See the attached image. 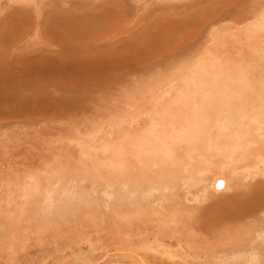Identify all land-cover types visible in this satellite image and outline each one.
<instances>
[{"label":"bare ground","instance_id":"1","mask_svg":"<svg viewBox=\"0 0 264 264\" xmlns=\"http://www.w3.org/2000/svg\"><path fill=\"white\" fill-rule=\"evenodd\" d=\"M17 1L19 2V0H17ZM53 1L54 2L52 3V0H47V3L48 4L52 3V5H57V7H62V6L66 7L68 5V1H69V3H71L70 6H74V9L79 8L80 10H82V12H79V11L77 12L75 25L70 26V25H72V24H70L68 26L69 27L68 29L70 30V32L67 29L68 22L66 20H64L62 17L57 18V20L60 19V22L62 21V23H60V25H62V27L60 29L59 35H57V32H54V29L52 28L51 25L48 26L47 24H45V26H47V27H45V28L43 27L45 30L44 32H48L51 36L55 37V40L58 41L57 42L58 52L57 53L56 52L55 53L49 52V53L54 57H56L58 55V53L61 54V57L58 55V57H60V61L59 60L58 61H59L60 65L62 66V69L66 68L67 64L72 65V64L77 63V64L82 65V64H85L86 62L90 63V62H92L91 61L92 59L97 58L95 56L102 58L103 52L108 53L110 51V53H111V50L108 51L109 45L111 46L112 50H115L114 48L119 49L122 46L121 45L122 42L119 41V39H115V38L122 35V33H127V32L129 33L130 30L133 29L129 26L131 25L130 23H133V21L137 20L136 19V20L132 21V18L137 17V13L139 12L138 11L139 7L142 5H147L149 7L152 5L151 3H153V2L155 3L154 0H130V1L124 0L123 2L122 1L121 2L120 1H114V0H112L110 2V0H105L107 2H110L107 4L108 6H105L104 3L102 4V2H101L104 0H53ZM134 1H136V2H134ZM141 1H142V3H140ZM7 2H8V0H7ZM143 2H144V4H143ZM159 2H161V1H159ZM159 2L156 1V4ZM162 2H161V5L164 3V2L163 3ZM166 2H168V4L166 3L165 6H164V4H163V6L159 5L158 8L159 7L164 8L166 6L167 7L171 6L169 0ZM174 2H175V0H174ZM260 2H261V0H260ZM121 3H122V5H121ZM34 4H35V0H29V2L24 4V6L22 5L23 7L22 6L21 7H22V9L24 8L26 10L28 8V6H31ZM96 4H98L100 6H98ZM171 4H173V3H171ZM18 5H20V3ZM93 5H96V7L94 8ZM182 5H183V7H186V5L184 6L183 3H182ZM189 5H193V2L190 3ZM0 6H1V3H0ZM38 6H39V8H41V6H44V5L40 4ZM70 6H69V8H70ZM91 6L93 7V9H91V10L87 9L88 7H91ZM152 6H154V5H152ZM3 7H5V5ZM3 7H1V8H3ZM17 7H19V6H17ZM46 7H48V6H46ZM52 7H54V6H52ZM183 7H182V9H183ZM1 8H0V15H1ZM5 8H7V7H5ZM155 8H157V7H155ZM13 9H14V7H13ZM85 9H87V10H85ZM170 9L172 10V8H170ZM6 10L8 11V9H6ZM71 10L70 11L73 13V9H71ZM83 10H85V12H83ZM123 10H126L127 14H131V17H130L129 25H127L128 29H125L124 31H120L121 29H119V27H117L118 24H116V23L118 20H120V18H122V15H120V14H123ZM171 10H169V11H171ZM11 11H12V9H11ZM13 11H12V13H13ZM109 11L112 14H110L108 17L107 14H109L108 13ZM169 11H167V12H169ZM8 12H10V11H8ZM30 12H32V11H30ZM175 12H176V10H175ZM26 13H28V11ZM26 13H25V15H26ZM41 13H42V11H41V9H39L38 13H35V14L30 13V14L26 15L29 18L30 22H32L34 20L36 21V19H37L40 24H37V25L35 24L36 25L35 30H34V24L29 25V27H27L26 32H27V36H29V40L28 41L26 40V42L24 40L25 43L23 45H21V48L24 47L25 50L31 49L35 53L44 52L43 49L37 48L39 46H36L35 47L36 49H33L34 47L32 46L36 41L39 43L43 37L41 34V29H40L41 19L43 18V17H41ZM99 13H101V15H103V13H104L106 16L105 19H108V18L110 19L112 17V15H114V20L111 21L112 23H111L110 27L108 28V31H103L104 29H102V30H100V33L98 34L94 30L96 33L95 36H97V37H95V36L92 37L94 34L92 31V25L94 23L93 19L95 16L97 17V14H99ZM180 13H181V11H180ZM192 13H194V12H192ZM56 15H57L56 10H54L53 17ZM174 15H177V14H174ZM257 15L258 16H257L256 20L253 19V20H255V22H252V24H250L249 26L247 25L246 30L245 31L243 30V31L245 33L247 32V35H248L247 40L249 38H250V41H252V39H254V38L256 39L253 41L254 42L253 45L250 44L249 47H248V45L246 47L248 49H250V52H252L253 49L251 50V48H252L251 45L253 47H254V45H256L255 49L256 48H258V49H257V52H255L253 54L256 56L259 53L258 54L259 59H258V56L253 57V58L254 59L257 58L256 62L257 61L259 62L260 56H261V58L264 59V57H263L264 56L263 55L264 54V38H262L264 36V8ZM23 16L20 18H23V20H24ZM164 16H166V15H164ZM167 16H169V15H167ZM195 17H197V16H195ZM11 18H13V17H11ZM177 18H178V16H177ZM47 19H49V18H47ZM96 19H98V18H96ZM101 19L103 20L104 18H101ZM105 19H104V21H105ZM154 19H155V17H154ZM23 20H22V22H23ZM181 20H183V19H181ZM52 21L54 22L53 19H52ZM120 21L118 23H120ZM108 22H109V20H108ZM122 22H124V21H122ZM10 23H11V21H10ZM140 23H142V22H140ZM54 24H55V22H54ZM57 24H58V22H57ZM98 24H100V23H98ZM136 24H138V22ZM13 25L15 26L16 23ZM52 25H53V23H52ZM107 25H109V24H107ZM136 26H138V25H136ZM75 28H76L77 33L74 30ZM211 28H214V27H211ZM106 29H107V27H106ZM118 29H119V31H118ZM202 29L200 30V32L196 31V32H199L198 35L195 34L196 39L194 41L190 42L187 46H186V44L183 45L184 47L178 53L169 54V55L167 54V56L162 57L161 59H156V60L154 59L155 61H153V62L150 61L152 63L148 66L147 70H144V68L141 70V72H146V71H153L152 69H155L157 67L164 68V70L161 69V70H163L162 72H161L160 68H158V70H160V72L162 74H159L158 75L159 77L158 76L157 77L160 79V76L161 77L163 76L161 81L159 80V81L154 82V80H153V84H150L148 86H144L143 84H142L143 86H140L139 85L140 82H138V83L136 82L138 85L134 86L135 82L132 80H129V78H127L125 80V81L129 80L126 83V85H125L124 80L120 81V82H123L122 83L123 85L121 84L123 87L121 86L122 88L120 90L119 97L122 96V93L124 91L127 92L128 89H129L128 93L132 97H127V99L124 103H119V104H124L127 107L125 109H122L123 111L116 113L121 118L123 117L122 120L125 121L123 124H121L123 126L122 128H121V126H119V128H121V129H119L121 132H120L119 139L117 140V142H112V140L114 138L108 137L109 135L106 136V134H110V135L115 134V132H116L115 129L112 128L111 130H108L104 134H102V130H101V132H99L100 126L98 124H100V123L102 124L104 122V119H102V121H100V122L99 121L97 123L95 122L92 125L89 123L91 126H94V128H91V130L93 129L91 132L79 133L76 137H74V138L71 137L72 140L70 141L71 143H75L74 145H76L77 148H79V152L81 153L80 154L81 156L78 158V160L80 161V159H81V162H79V161L78 162L80 165L84 166V168L80 169V170L78 169L79 170L78 171L76 169L78 163L76 164L75 162H73L76 164V167L74 164V169L72 168L73 171H71V170L68 171V169L67 170L64 169L67 167L63 166L62 164L59 165L61 160L57 159V158L60 159V157L63 158V156H64V155H61L62 152H60L59 157L56 155L57 156L56 159L58 160L57 162L59 164L55 163L56 166L59 165V168L57 170L54 169V173L57 174L58 176H56L55 174L54 175L52 174V172H53L52 168H50L51 171L48 168L45 169V171L49 170L51 176L54 177V178H52L53 179L52 181L54 183H56V181L58 183L60 180H62V182H63L66 180L67 177H69L70 174L71 175L73 174L76 178L81 179L80 182L81 181L83 183L84 182H86V183L91 182L92 184H94V186L92 185L93 189H94L93 193L97 194V191H102L101 193L103 194V196L106 195L107 198L109 197L108 199H110L109 203H111L110 204L111 208H107L106 206L105 207L107 208V210L110 209V212L112 213V216L109 214L111 216V219L115 222L118 221L121 224L120 225L118 223V225L121 226V229L120 228L119 229H120V231H124V232L123 233L121 232L119 234H121L122 237L124 236L123 240L125 241V238H126V240H128V238H130V237L131 238L133 237V239H134V236L141 235V236H139V238H137V241H135V243L132 242V244H134V246L136 243H138L139 244L138 247H136V246L134 247L131 243H130V245L132 247H130V245L128 244V251H124L125 253H123V255L121 256V258L124 259L125 254H126V256L128 254V256H127L128 261H125L128 264H178L177 261H179V260L183 261L184 264H186L185 262H190V260H189L190 255L188 254L189 251L186 248L189 244L186 245L184 243L186 240L183 239V236L189 237V235L190 236L193 235L192 233L194 231H195V233H194L195 235H196V233H198V232H196V229H195L197 226L195 228H193L196 225L195 223H197V225L200 224L201 227L200 226H198V227L200 228V233H203V236L208 234L211 237L212 236L216 237L217 236L216 231L220 232L219 233L220 235H225V236L230 233V236L228 235L226 237H228V239L230 237V238H232V240L234 238V239H242L243 241H245L243 239V236H245V237L247 236L249 238V240L246 242L247 245L248 244L250 246L254 245V250H255L254 252L256 253L257 251H259V256H262V259L264 260V244L263 245L260 244L261 246L256 245V240L257 239L259 240L260 237L264 235V226L260 223V222H264V79H263L264 77L261 78L263 76V75L261 76V73H262V71H264L263 70L264 69V63L262 65V61H261V64L260 63L257 64L253 58L249 59L248 61L246 59H243V60H246L250 64L248 66L247 64H245L247 62L243 61V63L245 62L244 64L248 67H245V65L244 66H239V65L236 66L237 64L234 66L230 63L231 61L230 62L229 61L222 62L223 60L221 59L222 58L221 55H219L220 56V58H219V56L216 55L217 54L216 52H215L216 54H214L213 50H212V46H211V45L218 46L221 44L222 39L221 40H220V38L218 39V36L216 34H214V32H215L214 30H218L219 28L214 29V30L211 29V32L208 31L207 35L205 34V31L202 32L203 31ZM205 30H207V29H205ZM98 31H99V29H98ZM115 31H117L116 34H115ZM225 31H226V28H225ZM24 32H25V30H21L18 32V34H21L20 36H22L23 35L22 33H24ZM112 32H114V35H112L109 38L115 39L113 42L114 43L113 45L107 44V43L101 41V40H105V39L108 40L107 37ZM54 33H56V34H54ZM78 33H80V34H78ZM256 34H257V36L259 35L258 39L256 37H254ZM3 35L5 36V34H2V32H1V34H0V45L3 43ZM260 35H263V36L260 37ZM191 36H193V35L191 34ZM232 36H234V35H232ZM5 37H7V36H5ZM193 37H195V36H193ZM225 37H224V39H225ZM18 38H19V35H18ZM260 38H262L261 41H259ZM15 39H17V38L15 37ZM47 40H50V39H47ZM128 40H127V42H128ZM115 41H117V42L115 43ZM240 41H242V40H240ZM15 42L16 41H14V43ZM124 42H126V41L124 40ZM260 42L262 45H259ZM43 43H45V42H43ZM129 43H130V41H129ZM52 44L50 46H52ZM122 44H124V43H122ZM130 44L132 45V42ZM235 44L237 45V43H235ZM226 45H227V42H226ZM13 46H15V45H13ZM41 46H42V44H41ZM128 46L130 47V45H128ZM261 46H263V48ZM15 47L17 48V46H15ZM260 47L263 51L261 49H259ZM11 48H12V44H11L9 51L12 50L14 47L12 49ZM17 49L15 51H17ZM24 49L22 48L21 50L23 51ZM50 49L52 50V48H50ZM243 49H244V47H243ZM21 50H19V51H21ZM92 51H93V53L91 54ZM134 51L136 52L135 49H134ZM259 51H261L262 53H260ZM127 52H129V49L127 50ZM2 53H3V51H2ZM8 53L9 52H7V54ZM45 53L49 54L47 52H45ZM95 53H97L98 55H95ZM189 53H191V57H190L191 62H187L190 59L189 58L188 60H184V62H186L185 65H183L184 62L182 63V61H181V63H179V61L181 59H183L186 56V54H189ZM12 54H11V57H13ZM33 54L34 53H31V55H33ZM253 54H250V55L254 56ZM34 55H37V54H34ZM107 55L104 56V59ZM250 55H248V56H250ZM45 56H49V55H45ZM114 56L115 55L113 54V57ZM143 56H144V54H143ZM225 56H226V54H225ZM39 57H41V56H39ZM124 57L127 58L126 56H124ZM133 57H130V58L132 59ZM241 57L239 58L240 60L242 59ZM30 58H32L30 55L21 56L19 58L15 57L11 63L7 64L6 67L13 69L16 67L17 64H19L21 66L23 61L29 60V63H30V61L33 62V60ZM43 58H44V56H43ZM8 59H9V55H8V57L6 56V54L3 57L1 56L0 57V65H5ZM33 59L35 62L34 57H33ZM51 59H52V57H51ZM51 59H49V60H51ZM263 59H261V60H263ZM102 60H103V58H102ZM228 60H229V58H228ZM43 61L44 60H42L40 62H43ZM58 61H57V63H58ZM106 61H108V60H106ZM236 61L237 60H235V63H237ZM9 62H10V60H9ZM26 62H28V61H26ZM129 62H131V60ZM171 62L174 63L175 67L172 65L170 68L169 65ZM96 63H98V62H96ZM124 63L125 62H123V64ZM23 64H24V62H23ZM103 64L106 66L105 63H103ZM42 65H43V63H42ZM46 65H48V64H46ZM87 65H86V67H89ZM92 65L94 67V64H91V67H92ZM27 66H28V63H27ZM52 66H53V64H52ZM119 66H120V64H119ZM103 67H99L97 69H103ZM111 67L113 68V66H111ZM57 69H60V68L57 67ZM5 70H7V69H5ZM16 70H18V69H16ZM106 70H108V69H106ZM21 71H24V69ZM27 71H29V68H27ZM102 71H104V69ZM5 72L7 73V71H5ZM8 72H9V70H8ZM32 72H34V70ZM43 72H44V70H43ZM99 72L101 73V71H99ZM51 73H52V71H51ZM107 73L103 74V76L106 75ZM113 73L116 76L114 71H113ZM116 73L119 74L120 72L118 71ZM134 73H136V72H134ZM52 74L54 75V73H52ZM108 74L110 75V71ZM126 74L129 75V72H127ZM133 74H132V76H133ZM53 75H50L49 78H50V81H53V84H54L57 81V79L59 80V78H57V76H53ZM109 75H106L104 77L111 78V81L115 80V79H112V75H111V77ZM121 75H123V77ZM121 75L120 76L122 77V79H124V77L126 76V75L124 76L123 73ZM257 75L260 76V78ZM101 77H102V75H101ZM104 77H102V78H104ZM141 77H139V78L142 79ZM256 77H257V80H256ZM85 79H87L86 76H85ZM104 79L102 80L103 82H104ZM82 80H83V78H82ZM117 80H119V79L117 78L115 81L117 82ZM50 81H48V82H50ZM59 81H61V80H59ZM81 81L78 83H81ZM87 81L88 80H86V83H87ZM102 81L98 80L99 83L101 82L103 84ZM66 82H69V81H66ZM94 82H95V80H94ZM156 82H158V83H156ZM56 83H59V82L57 81ZM83 83H84V81H83ZM136 83H135V85H136ZM53 84H52V86L55 85V84L54 85ZM88 84H90V83H87V85ZM97 84H95V85L97 86ZM108 84H109V82H108ZM56 85L59 86L58 84H56ZM95 85H94L95 89L89 90V92H90L89 99L90 100L87 99L88 94H89V92H87L88 94L85 97L82 96L83 97V98L81 97L82 99L77 98L78 100L76 99L75 103L78 102L77 104L80 105V104L84 103L85 101H86V103H87V101H90L93 104V100H92L93 96H91V95H93L92 93L98 94V92L101 91L100 89L97 90L98 87H96ZM152 85H154V86H152ZM84 86H86V85H84ZM118 86H119V83H118ZM150 86H152V87H150ZM113 87L110 91L113 90ZM116 87H117V85H116ZM53 89H55V87H53ZM60 89L63 90V87L60 86ZM67 89H68V87H67ZM74 89H76L75 86H74ZM74 89L68 91L64 87L65 91L63 90V93H59V94L56 92L48 91V90L42 91L41 89H40L41 90L40 92H41V94H43L44 97H48V99H50V100H56V102H59V104L62 102L63 103H66V102L72 103V101L69 100L66 97V95L71 94V93L76 95L77 92H76V90L74 91ZM86 89H87V87H86ZM105 89H106V87H105ZM84 91H86V90L84 89ZM25 92L26 91H24V93ZM38 92H37V94H38ZM114 92H116V91H114ZM151 92H153L152 97H149V99L147 100L145 95L147 94V96H148V94ZM22 93H23V91H22ZM29 93H31V94H27V96H30V95L36 96V95H34L35 93L33 94L31 91H29ZM84 93H86V92H84ZM11 94H12V91H10V95ZM78 94H81V93L79 92ZM78 94H77V96L80 97V95H78ZM102 94H103V92H102ZM18 95H16V96L18 97ZM82 95H84V94H82ZM16 96H14V98ZM23 96H24V98L27 97L26 95H23ZM98 96H99V94H98ZM103 97H105V96H103ZM8 98H10V96ZM24 98H21L22 101ZM108 98H110V96ZM15 100H16V98H15ZM29 100H31V99L29 98ZM121 100L122 99H120L118 101H121ZM113 103H115V102L113 101ZM87 104H89V103H87ZM110 105H113V104H110ZM115 105H117V104H115ZM89 106H91V104H89ZM99 106H101V105H99ZM99 110L97 112H99ZM33 112H35V111H33ZM40 112H42V111H40ZM105 112H107V111L105 110ZM14 117H16V116H14ZM99 117H100V114H99ZM99 117L97 116L96 118L99 119ZM3 118H5V117H3ZM143 118H145V119L147 118L144 123L142 122ZM8 120H10V119H8ZM8 120H6V121L8 122ZM16 120L18 121V119H16ZM122 120H120V121L118 120V121L121 123ZM95 121H97V120H95ZM27 122H29V121H27ZM114 125L116 127L117 123H114ZM110 127H112V125ZM82 128H84V127H82ZM89 129H90V127H89ZM77 132H78V130H77ZM65 138H67V137H65ZM63 141H60L59 143L62 144ZM52 146H53V144H52ZM54 146H57V145H54ZM54 146H53V148H54ZM51 148L52 147H50V149ZM61 148L59 145V150ZM65 156H66V154H65ZM76 157H77V155H76ZM56 159L52 160V161H56ZM64 159H66V158H64ZM64 162L65 161H63V164H64ZM70 163H72V162H70ZM70 163H67L68 167H69ZM60 166H62V168ZM54 168H55V166H54ZM210 172L213 173L212 175H214V178L210 182H207L209 180L206 181V179H207L206 177H207L208 173L211 174ZM46 173H48V172H46ZM32 174H34V173H32ZM27 175H30V173ZM35 175L36 174H34V176ZM38 175L40 177L42 176L41 174H37V176H35V179L38 178ZM44 175H45V173H44ZM45 176H43V177H45ZM49 176L50 175H47V177H49ZM218 176H220V177H218ZM43 177L39 178L40 179V180H38L39 184H36L37 180L35 181L34 184H36L37 186L32 184L33 183L32 179H34V178L31 179L29 177H28V180L31 179L32 183L29 180L30 182L28 181V184L25 181H24L25 183L23 182V184H25L26 186L28 185L29 190L32 189L33 190L32 194H34V191L35 190L37 191L39 189L40 183L43 181ZM76 178L74 179L75 181L77 180ZM52 181L48 180V183H50V185H51ZM72 181L73 180L71 179V181H68V183H72ZM219 181L222 184L219 187L215 186L217 184V182H219ZM46 182L47 181H45V183ZM10 183H8V184H10ZM48 183H47V185H48ZM8 184H6V185L8 186ZM10 185L12 188L13 187L12 183ZM15 186H16V184H15ZM87 187H88V185H87ZM26 188L27 187H24V190ZM213 188L216 191L215 190L213 191L212 190ZM2 189H4V188L2 187ZM15 189H16V187H15ZM15 189L13 187V192ZM207 189H210L209 191H210V194L212 193L211 195L207 194V192H208ZM5 190H8V188L6 187ZM43 190H45V189H43ZM90 190H91V188H90ZM8 191H10V193H11L12 190L9 189ZM16 191L17 190H15V192ZM19 191H21V193H19L21 198H27L29 196V194L31 193V192H29V194H28L27 193L28 191L23 192L22 189ZM1 192L2 191H0V193ZM13 192H12V195L14 194ZM181 192H183V195H180ZM10 193H9V195H10ZM35 193H38V191ZM41 193H42V191H41ZM91 193H92V190L90 191V193H87L89 196H87L85 193H83V197L80 198V199H82V203H81L82 208L83 207L87 208L89 206L90 210L94 211V209L100 208L101 205L104 206L102 203L100 205V200L98 198H96V195L94 196V194H91ZM81 194H82V192H81ZM189 194L192 196H187ZM34 196H36V195H32V196L30 195L29 197H31L32 199H35ZM184 197H185V201L183 204H184L185 208L183 207V209H182L181 206L177 207L178 203L176 204L175 202L180 201ZM9 198H11V197H9ZM16 199H20V198L17 197ZM8 200H7V202H9ZM45 200H47V199H45ZM172 200L175 203V204L172 203V205L174 206V208H172L173 209L172 211L178 212L181 215H184V214L187 215L190 213L189 215H191L193 217V218H190L188 220V222L184 221V225H182L181 221L178 222V219H176L177 215H173V216L167 218V216H168L167 213L171 212V210L169 211V209L171 207L166 209V207H168L166 204H168V203L170 204V202H172ZM201 200L203 202L206 200L205 202L207 203V201H208L209 204L202 207V210H199L198 208H195L194 206H196ZM17 201H19V200H17ZM27 201H25V202H27ZM20 202H22V201H20ZM23 204L25 205L24 202H23ZM28 204H30L29 206L32 207L31 203H28ZM43 204H46V202L45 203L43 202ZM72 204H71V206H72ZM33 205H35V202ZM67 205H68V203H67ZM84 205H86L87 207H85ZM44 206H43V208L48 207V205H46L45 207ZM18 207H20V206H18ZM68 207H70V206H68ZM49 208H52V207H49ZM113 208L118 210V212L116 214H114L115 210L113 211L112 210ZM193 208L196 210L193 211ZM34 209L35 208L33 207V209L30 212L34 211ZM190 209H192V210H190ZM54 210L55 209H53V211ZM84 210H86V209H84ZM88 210H89V208H88ZM103 210H104V208H103ZM22 211H23V213L20 210V212L23 215L26 212V209H23ZM28 211H29V209H28ZM57 211H55V212H57ZM67 211H68V209H67ZM72 211H73V209H72ZM40 212H42V210ZM43 212L45 214V211H43ZM81 212H82V209H81ZM110 212L108 210V213H110ZM49 213H50V211H49ZM64 213H66V212H64ZM31 214H33V213H31ZM48 214L46 213V216H48V218L50 219ZM57 214H58V212H57ZM103 214H104V212H103ZM62 215H63V213H62ZM96 215L100 216L99 213ZM54 216H56V215H54ZM64 216H66V214ZM30 217H31V215H30ZM25 218H27V217H25ZM38 218H39V216H38ZM61 218H65V217H61ZM74 218H75V215H74ZM103 218H105V216ZM19 219H20V217H19ZM105 219H103V220H105ZM51 220H52V218H51ZM41 221H40V224H41ZM109 221H110V219H109ZM111 224H112V222H111ZM109 226H111V225H109ZM42 227H44V226H42ZM42 227H39V228L42 229ZM111 227H113V226H111ZM3 228H5V227H3ZM30 228H31V226H30ZM117 229H118V226H117ZM44 230L46 231V229H44ZM98 231H100V230H98ZM204 233H206V234H204ZM257 234H258V238H257ZM252 235H255L254 241L251 240ZM93 236H94V234H93ZM198 236H199V234H198ZM165 237L168 239L172 238L170 242H172L173 240L177 241V247L180 248V252L178 254L177 253L174 254L168 250V243H167V241H166V243L164 242ZM221 237H223V236H221ZM39 238H37V239H39ZM201 238H202V236H201ZM22 239H24V238L22 237ZM37 239H36V242L38 241L37 243L40 244L39 243L40 240H37ZM193 239H194V235H193ZM195 239L197 241V238H195ZM262 239L264 240V237ZM17 240H19V239H17ZM27 240L26 241L24 240L25 243L27 242ZM134 240H136V239H134ZM209 240L210 239L206 240L203 243L201 241L200 242L198 241V243H197L194 240L197 244H199V246H196V250H195V252L194 251L193 252L198 255L200 250H201V254H202V251H205L204 253L209 252V253H212L214 255V254L218 253L217 250L219 248H222L224 253L227 252L225 247H221V246L217 247L219 245V243L216 244V243H214L213 240H212L213 242H211ZM207 241H209V242H207ZM226 242H227V240L225 241V243ZM25 243H23V245ZM201 244L203 246H201ZM240 244H241V242H240ZM240 244L239 245L237 244V245L241 248ZM4 245H3V247H5ZM91 245H92V243H91ZM10 246H13V245H10ZM19 246L21 247V245H19ZM190 246H192V245H190ZM209 246L211 248H209ZM227 246L229 248V245H227ZM242 246H244V244ZM262 246H263V248H262ZM24 247H26V246H24ZM188 248H189V246H188ZM235 248L236 247H234L233 249L235 250ZM250 255H252V254H250ZM253 256H255V255L254 254L252 255V259L254 258ZM219 257H221V256H219ZM243 257H244L243 263L244 264H250V261L248 260V256H247V251L244 253ZM120 259H119V261L121 262ZM124 260H126V258ZM223 260H224V258H223ZM260 260H261V258H260ZM220 261L222 262L221 259H220ZM123 262L124 261H122V264H123ZM191 262H193V261H191ZM228 264H230V263L228 262ZM231 264H233V263L231 262ZM237 264H239V263H237ZM262 264H264V262Z\"/></svg>","mask_w":264,"mask_h":264},{"label":"rangeland","instance_id":"2","mask_svg":"<svg viewBox=\"0 0 264 264\" xmlns=\"http://www.w3.org/2000/svg\"><path fill=\"white\" fill-rule=\"evenodd\" d=\"M104 1H101L102 4L104 3L105 6H108L107 4L110 3L112 0H110V2H107V1L104 2ZM114 1H120V2L122 1L123 2L124 0H114ZM154 1H155V3L153 1H152L153 3H151L154 6L151 5L148 7L147 5L141 4L142 6H140L139 10H138L139 14L137 13V17L132 18V21L136 20V19L137 20L133 21V23H130L132 26L131 25L129 26L133 29H131L129 33L128 32L122 33V35L115 38V39H119V41L124 43V44L121 43L122 46L119 49L114 48L115 50H112L111 46L109 45L108 51L111 50V53H110V51L109 52L107 51L108 53L103 52L102 53L103 60H102V58L95 56V57H97V58H95L96 60L92 59L91 60L92 62H90V63L86 62L85 64H82V65L77 64V63L72 64V65L67 64L68 68L66 67L63 69L59 63L61 54L58 53V55L60 57H58V55H57L56 56L57 58L50 54V53H55V52L57 53L58 52V46H57L58 41L55 40V37L51 36L48 32H44L45 31L44 28L47 27V26H45V24H47L48 26L51 25L52 28L54 29V32H57V35H59L60 29L62 27V25H60V23H62V21L60 22V19L57 20V18L62 17L64 20H66L68 22V24H67V29H68L69 28L68 26L70 24H72L70 26L75 25L77 12L78 11L82 12V10H80L79 8L74 9V6H70L71 3H69V1H68V5L66 7L65 6L57 7V5H52V3L54 2L53 0H52L51 4H48L47 0H35V4L28 6V8L26 10L24 8L22 9V7L24 6V4L29 2V0H19V2L17 0H14V1L8 0V2H7V0H1L0 1V3H1L0 8L3 7L4 5H5V7H7V8H5V7L1 8L0 34L2 32V34H5V36H7V37H5L3 35V43L0 45V55L2 54L1 55L2 57L5 56V54L7 57L9 55V59L7 60L6 64L0 65V185L4 188V189H2V187L0 186V191H2L1 192L2 194L0 193L1 194L0 195V219H1L0 220V228H1L0 229V252H1L0 253V264H122V261H124L123 264H128L127 262H125V261H128L127 260L128 254H127V256H126V254L124 256L126 258V260H124L125 258L122 259L121 256L123 255V253H125L124 251H128V244L130 245V243L132 244V242L135 243V241H137V238H139V236H141V235L134 236V239H136V240H134L133 237L132 238L130 237V238H128V240H126V238H125V241H124L123 240L124 236L122 237L121 234H119L121 232L122 233L124 232V231H120L121 226L118 225L119 222L118 221L115 222L111 219L112 213L110 212V209H108L110 212V213H108L107 208H111V206H110L111 203H109L110 199H108L109 197L107 198L106 195L103 196V194L101 193L102 191H97V194L93 193L94 184H92L91 182H87V183L86 182L83 183L82 181L80 182L81 179L76 178L73 174L72 175L70 174L72 177L74 176L73 178L69 175V177L73 180L72 183H68V181H71V179L69 177L66 178V180H65L66 182L65 181L62 182V180H60L58 183H57V181H56V183H54L52 181L53 180L52 178H54V177L51 176V174L49 172L50 168H52V171H53L52 174L53 175L55 174L54 169L57 170L59 168V165H61V164L65 167H67L64 169H66V170L68 169V171H70V170L73 171L75 163L76 164L78 163L77 167L75 164V167L77 170L83 169L84 166L79 164V162H81V159H80V161L78 160V158L81 156L80 155L81 153L79 152V148H77V146L74 145L75 143H71L70 141L72 140V138L76 137L79 133L91 132L93 130V129L91 130V128H94V126H91V125L94 124L95 122L97 123L98 121L99 122L102 121V119H104V122L102 124L101 123L98 124L100 126L99 132H101V130H102V134H104L105 132H107L108 130H111L112 128L115 129L116 130L115 134H113V135L106 134V136L109 135L108 137L114 138L112 140V142H117V140L119 139L120 132H121L119 129H121L123 127L121 124H123L125 121L122 120L123 117L121 118L116 113L123 111L122 109H125L127 107L126 105L119 104V103H124L126 101L127 97H132L128 93L129 89L127 92L124 91L122 93V96L119 97L120 90L123 87L122 86L123 82H120V81H123V80L125 81L127 78H129V80H132L135 83L140 82V84H139L140 86H143V85L148 86L150 84H153V80H154V82L159 81V80L161 81L163 76L162 77L160 76V79H159L158 75L162 74L161 72L164 70V68L157 67L155 69H152L153 71H146V72H141V70L143 68H144V70H147L148 66L153 61H155L156 59H161L162 57L167 56V54L169 55V54L178 53L184 47L183 45L186 44V46H187L190 42H192L196 39V35H198V33L200 32V30L202 28H203L202 32L205 31L206 35L208 34V31L211 32V29L214 30V29L219 28L218 30H214L215 31L214 34H216L218 36V39L219 38H220V40L222 39L221 44L218 46H213V45H211V46H212V50H213L214 54L217 53L216 54L217 56L221 55V57H222L221 59L223 60L222 62H227V61L230 62L231 61L230 63L234 66L236 64H237L236 66H238V65L244 66L245 64H247L249 66L250 64L247 61L249 59H252L253 57L258 56L259 53L256 56L253 54V53L257 52L258 48L255 49L256 45H254V47L252 46L254 43L253 41L256 39L254 38V39H252V41H250V38H249L247 40L248 35H247V32L245 33L244 31L246 30L247 25L249 26L250 24H252V22H255V20L258 16L257 14H259L262 11V9L264 8V5H263L264 0H261L262 3L260 2V0L259 1L258 0H184L185 2L183 0H181V1L175 0V2H174V0H169L171 6H168V7L166 6L164 8L163 7L158 8V6L159 5L163 6V4L165 6L166 3L168 4V2H166L168 0H154ZM156 1L157 2L163 1L164 3L162 2L163 3L162 5H161V2L156 4ZM134 2H136V1H134ZM192 2H193V5H189ZM19 3H20V5H18ZM140 3H142V1ZM171 3H173V4H171ZM182 3L184 4V6L186 5V7H183ZM40 4L44 5V6H41V8H39L38 5H40ZM143 4H144V2H143ZM96 5H98V4H96ZM96 5H93L94 8L96 7ZM121 5H122V3H121ZM17 6H19V7H17ZM46 6H48V7H46ZM52 6H54L55 8ZM69 6H70V8H69ZM98 6H100V5H98ZM13 7H14V9H13ZM155 7H157V8H155ZM182 7L184 10L182 9ZM68 8L70 10L73 9V13L71 12L72 10L70 11ZM170 8H172L173 11ZM6 9H8V11H10V12H8ZM11 9H12V11L14 10L13 13H12ZM39 9H41V11H42L41 17H43V18L41 19L40 29H41V34L44 38L42 37V39L39 43L36 41L37 43L35 42L32 46L34 47L33 49H36L35 47L39 46L37 48L43 49L44 52L35 53L31 49L25 50L24 47H22L24 49L22 51L21 45H23L26 42V40L27 41L29 40V36H27V32H26L27 27H29V25L34 24V30H35V26L37 24H40L37 19H36V21L34 20V21L30 22L29 18L26 15L30 14V13H33V14L38 13ZM87 9L91 10V9H93V7L91 6V7H88ZM87 9H85V10H87ZM54 10H56L57 15L53 17ZM85 10H83V12H85ZM169 10H171V11H169ZM175 10H176V12H175ZM25 11L26 12L28 11V13H26ZM30 11H32V12H30ZM167 11H169V12H167ZM180 11H181V13H180ZM192 12H194V13H192ZM25 13H26V15H25ZM108 13L109 14H107V16L109 17V15L112 13L110 11ZM174 14H177V15H174ZM100 15H101V13L97 14V17L95 16L93 19L94 23L92 25V31L94 34L92 37H94L96 35V33L99 34L100 30H102V29H104L103 31H108V28L110 27V25L112 23L111 21L114 20V15H112V17L110 19L109 18L105 19L106 16L104 13H103V15L105 17L103 15H101V16ZM120 15H122V18H120V20L121 19L122 20L121 21L118 20L116 24H118L117 27H119V29H121L120 31H124L125 29H128L127 25H129L131 14H127V11L123 10V14H120ZM164 15H166V16H164ZM167 15H169L171 18ZM10 16L13 18H11ZM22 16L24 17V20H23V18H20ZM153 16L155 17V19ZM177 16H178V18H177ZM195 16H197V17H195ZM47 18H49V19H47ZM96 18H98V19H96ZM101 18H104L105 21H104V19L102 20ZM52 19L54 20L55 24L52 21ZM181 19H183V20H181ZM253 19H255V20H253ZM22 20H23V22H22ZM108 20L110 23L108 22ZM10 21H11V23H10ZM56 21L58 22V24ZM119 21H120V23H118ZM122 21H124V22H122ZM137 22H138V24H136ZM140 22H142V23H140ZM15 23H16V25L14 26L13 24H15ZM52 23H53V25H52ZM98 23H100V24H98ZM107 24H109V25H107ZM136 25H138L139 27ZM106 27H107V29H106ZM211 27H214V28H211ZM76 28L74 29L75 32H76ZM225 28H226V31H225ZM98 29H99V31H98ZM119 29H118V31H119ZM205 29H207V30H205ZM21 30H25V32L22 33L23 34L22 36H20L21 34H18V32ZM94 30L96 31V33ZM196 31H199V32H196ZM69 32H70V30H69ZM116 33H117V31H115V34ZM54 34H56V33H54ZM78 34H80V33H78ZM191 34L195 37L191 36ZM18 35H19V38H18ZM112 35H114V32H112L110 35H108V37H107L108 40L105 39V40H101V41L105 42L107 44L113 45L114 44L113 42L115 39L109 38ZM232 35H234V36H232ZM11 36L12 37L14 36V37L12 38ZM258 36L256 34L254 37H256L258 39ZM261 36H263V35H260V37ZM15 37L17 39H15ZM95 37H97V36H95ZM224 37H225V39H224ZM262 38H264V36ZM262 38H260L259 41H261ZM47 39H50V40H47ZM123 39L126 42L128 39L129 40L126 43V42H124ZM24 40H25V42H24ZM240 40H242V41H240ZM14 41H16V42L14 43ZM129 41H130V43L132 42V45L129 43ZM43 42H45V43H43ZM116 42L117 41H115V43ZM226 42H227V45H226ZM235 43H237V45ZM11 44H12V48L14 47L13 49L11 48L13 51L12 50L9 51ZM41 44H42V46H41ZM51 44H52V46H50ZM250 44H252L251 45V47H252L251 50L253 49L252 52H250V49H248L246 47L247 45L249 47ZM13 45H15V46H17V48L18 47L19 48L17 49ZM128 45H130V47ZM259 45H262L261 42L259 43ZM243 47H244V49H243ZM261 47L263 48V46H261ZM261 47L259 49H261ZM50 48H52V50ZM16 49L18 52L15 51ZM128 49H129V52H127ZM134 49L136 50V52L134 51ZM19 50H21V51H19ZM2 51H3V53H2ZM7 52H9V53L11 52V53L7 54ZM45 52H47V53L50 52V53L46 54ZM259 52L262 53L261 51H259ZM31 53H34L37 55L33 54L34 55L33 56V55H31ZM92 53H93V51L91 52V54ZM11 54L13 57H11ZM44 54L49 55V56H45ZM113 54L115 55L114 57H113ZM143 54H144V56H143ZM225 54H226V56H225ZM250 54H253L254 56H252ZM26 55L27 56L30 55L32 57L30 59H32L33 62L30 61V63H29V60H26L28 62L23 61L24 64H23V62H22L23 65L21 64V66L19 64H17L16 67L13 68L14 70L6 67L7 64L11 63L15 57L19 58L21 56H26ZM95 55H98V54L95 53ZM105 55H107L109 58L106 56L104 59ZM248 55H250V56H248ZM39 56H41V57H39ZM43 56H44V58H43ZM124 56H126L127 58H125ZM33 57L35 58L36 63L34 62ZM51 57H52V59H51ZM130 57H133V58L131 59ZM190 57H191V53L186 54V56L183 59H181L179 61V63H181V61L183 63L184 60H188ZM240 57L242 58L241 60L239 59ZM219 58H220V56H219ZM228 58H229V60H228ZM49 59H51V60H49ZM129 59L131 60V62H129L130 61ZM243 59H246L247 61L243 60ZM258 59H259V56H258ZM261 59H263V58H261V56H260L259 62L258 61L256 62L257 58L254 60L257 64L258 63L261 64V61H262V65H263L264 59L263 60H261ZM9 60H10V62H9ZM42 60H44L46 63L44 61L40 62ZM56 60L57 61L59 60L58 61L59 64L57 63ZM106 60H108V61H106ZM235 60H237L236 61L237 63H235ZM150 61H152V62H150ZM243 61H245L247 63L244 62L245 63L244 64ZM96 62H98V63H96ZM123 62H125V63L123 64ZM187 62H191V58ZM27 63H28V66H27ZM42 63H43V65H42ZM103 63H105L106 66ZM46 64H48V65H46ZM52 64H53V66H52ZM91 64H94V67H93V65L91 67ZM119 64H120V66H119ZM185 64H186V62L183 63V65H185ZM86 65L89 67H86ZM172 65L175 67L174 63L171 62L169 65L170 68ZM111 66H113V68ZM248 66L245 65V67H248ZM57 67H59L61 70L57 69ZM99 67H103L104 71L106 69H108V70H106L104 72V71H102L103 69H97ZM27 68H29V71H27ZM158 68H160V70L161 69H163V70H161V72H160V70H158ZM5 69H7V70H5ZM16 69H18V70H16ZM20 69L21 70L24 69V71H21ZM42 69L44 70V72ZM4 70L7 71L8 74ZM8 70H9V72H8ZM33 70H34V72H32ZM51 71H52V73H54V75L51 73ZM99 71H101V73ZM109 71H110V75L108 74ZM113 71L115 72L116 76L114 75ZM118 71L120 72L119 73L120 75L122 73L124 74V76L126 75L124 77V79H122L123 75H121L122 76L121 77L119 74L116 73ZM127 72H129V75L126 74ZM134 72H136V73H134ZM105 73H107L106 75H109L110 77L112 75V79L116 80L118 78L119 80H117V82L115 80L111 81V78L104 77L106 75L103 76V74H105ZM132 74H133V76H132ZM50 75L57 76V78H59V80H61V81H59L57 79V81L60 84L56 83L57 81L55 80L56 82L54 81L55 82L54 83L55 85H54L53 81H50V78H49ZM101 75L105 79L102 78ZM85 76L87 79H85ZM261 76H262L261 78L264 77V71H262ZM139 77H141L142 79H140ZM258 77L260 78V76H258ZM82 78H83V80H82ZM103 79H104V82L102 81ZM65 80L69 81V82H66ZM86 80H88L87 83H90V84L87 85ZM94 80H95V82H94ZM98 80H101L103 82V84L101 82L99 83ZM256 80H257V77H256ZM48 81H50V82H48ZM80 81H81V83H78ZM83 81H84V83H83ZM128 81H125V85ZM108 82H109V84H108ZM118 83H119V86H118ZM135 83H134V86H137L138 84L136 83V85H135ZM156 83H158V82H156ZM52 84L54 86H52ZM56 84H58L59 86H57ZM95 84H97V86ZM84 85H86V86H84ZM94 85L96 87H98L97 90L100 89L103 92V94L101 91L98 92L99 96H98V94L92 93L93 95H91V96H93L92 100H93L94 105L90 101H87V103L91 104V106H89V104H87L86 101L84 102L85 104L82 103L80 105L77 104L78 102L75 103L77 98L82 99L83 97H85L88 94L87 92H89V90L95 89ZM116 85H117V87H116ZM60 86L63 87V90L65 87V89L68 91L74 89V86L76 87V89H74V91L76 90V92H77L76 95L72 94V93L66 95V97L69 100H71L72 103L71 102H66V103L62 102L59 104V102H56V100H50V99H48V97H44L43 94H41V92H40L41 90L42 91L48 90L51 92H56L58 94L63 93V90L60 89ZM152 86H154V85H152ZM152 86H150V87H152ZM53 87H55V89H53ZM67 87H68V89H67ZM86 87H87V89H86ZM105 87H106V89H105ZM112 87H113V90H112L113 92L110 91L112 89ZM84 89L86 91H84ZM10 91H12L11 95H10ZM22 91H23V93H22ZM24 91H26V92L24 93ZM29 91H31L33 94L35 93L34 95H36V96H31V95L27 96V94H31V93H29ZM114 91H116V92L118 91V92L116 93ZM37 92H38V94H37ZM79 92L81 94H78ZM84 92H86V93H84ZM15 94L16 95L19 94L18 97ZM77 94L80 95V97L77 96ZM82 94H84V95H82ZM152 94H153V92L149 93L148 96H147V94L146 95L144 94V95H145L146 99L148 100L149 97H152ZM23 95H26L27 97L24 98ZM9 96H10V98H8ZM14 96H16L15 97L16 100H15ZM19 96L21 98H24L26 101L24 99L22 101V99ZM103 96H105V97H103ZM109 96H110V98H108ZM89 97H90V92H89L88 97H87L88 100H90ZM29 98L31 100H29ZM120 99H122V100L118 101ZM113 101L115 103H113ZM110 104H113L114 106L110 105ZM115 104H117V105H115ZM99 105H101V106H99ZM97 109L98 110L100 109L101 111L99 110V112H97L98 111ZM105 110L107 112H105ZM33 111H35V112H33ZM40 111H42V112H40ZM99 114H100V117H99ZM14 116H16V117H14ZM97 116L99 117V119L96 118ZM3 117H5V118H3ZM8 119H10V120H8ZM16 119H18V121ZM144 119L145 118H143V120H142L143 123L146 121L147 118L145 120ZM6 120H8V122ZM95 120H97V121H95ZM118 120L119 121L122 120L121 123ZM27 121H29V122H27ZM114 123H117L116 127H115ZM111 125H112V127H110ZM119 126H121V128H119ZM82 127H84V128H82ZM89 127H90V129H89ZM77 130H78V132H77ZM65 137H67V138H65ZM60 141H63L64 143L62 142V144H60L59 143ZM57 143L60 145V148L61 147L62 148L64 147V148L63 149L61 148L59 150V145ZM52 144H53V146L54 145H57V146H54V148H53ZM50 147H52V148L50 149ZM60 152H62L63 154L61 153V155H64V156H63V158L60 157V159H59V158H57V156L59 157ZM65 154H66V156H65ZM76 155H77V157H76ZM56 158L58 160H61L60 164L57 162L58 160ZM64 158H66V159H64ZM55 159H56V161H52ZM63 161H65L64 162V164L66 163L65 165L63 164ZM70 162H72V163H70ZM73 162H75V163H73ZM55 163L59 164V165L56 166ZM67 163H70L69 167H68ZM54 166H55V168H54ZM60 167L62 168V166H60ZM47 168L49 170L45 171V169H47ZM46 172H48L49 174ZM29 173L31 176L27 175ZM32 173L36 174L35 176H37V174H41L42 175L41 177L45 176L46 174L51 176V177L50 176L47 177V175H46L45 176L46 178L43 177V181L41 182L43 185L40 183V187L37 190L38 193H35V192H37L35 190L34 194H32L33 193L32 189L29 190L28 185L26 186L25 184H23L24 181L27 182V184H28V181L29 180L31 181L32 178H34V179H32L33 183L31 181V183L33 185L39 184L38 180H40L39 178H41V177L38 175V178L35 179V176ZM44 173H45V175H44ZM210 173L211 174H209V173L207 174L206 181L209 180L207 182H210L214 178V175H212L213 173L212 172H210ZM55 175L58 176L57 174H55ZM27 176L31 179L28 180ZM218 177H220V176H218ZM75 178L78 181L77 180L75 181L74 180ZM44 180L47 182L45 183ZM48 180L52 181L51 182V185L53 184L52 186L50 185V183H48ZM35 181H36V184H34ZM10 182L12 183V186L14 187V189L16 187V189H15V190H17L16 192H15V190L13 192V187L11 188ZM8 183H10V184H8ZM47 183L49 186L47 185ZM6 184H8V186ZM15 184H16V186H15ZM87 185H88V187H87ZM6 187L8 188V190L9 189L12 190L11 193H10V191L5 190ZM24 187H27V188L24 190ZM90 188L92 190L91 194H94V196L96 195V198H98L100 200V205H101V203L104 205V206L101 205L100 208L94 209V211L93 210L91 211L90 207L89 206L87 207L86 205H84V206L87 208H84V207L82 208V204H81L82 199H80L83 197V193H85L87 196H89L87 193H90V191H91ZM21 189L23 192L24 191L26 192L29 190L27 193L29 194V192H31L29 194V196L30 195L31 196L36 195V196H34L35 199H32L29 196L27 198H21L19 195V193H21V191H19V190H21ZM43 189H45V190H43ZM87 190L88 191L90 190V191L88 192ZM207 190H208L207 194L209 195L210 189H207ZM212 190L214 191L215 189L213 188ZM41 191H42V193H41ZM12 192L14 193L13 195H12ZM81 192H82V194H81ZM9 193H10V195H9ZM180 195H183V192H181ZM187 196H192V195L189 194ZM9 197H11V198H9ZM17 197L20 199H16ZM45 199H47V200H45ZM7 200L9 202H7ZM17 200H19V201H17ZM24 200L25 201L28 200V201L25 202ZM20 201H22V202H20ZM184 201H185V197L183 199H181L180 201H177L175 203L176 204L178 203L177 207L181 206V208L183 209ZM205 201L203 202L201 200L194 207L198 208L199 210H202V207L209 204L208 201H207V203ZM23 202L25 203V205L23 204ZM34 202H35V205H33ZM43 202L44 203L46 202V204H43ZM28 203H31L32 207L29 206L30 204H28ZM67 203H68V205H67ZM105 203L106 204L108 203V204L106 205ZM172 203L175 204L173 200H172V202H170V204L169 203L166 204L168 206V207H166V209L171 207L169 209V211L171 210V212H172V213L171 212L167 213V215H168L167 218H169L173 215H177L176 219H178V222L181 221L182 225H184V221L188 222V220L190 218H193L191 215H189L190 213L187 215L186 214L181 215L178 212L172 211L173 210L172 208H174ZM71 204L73 207L71 206ZM42 205L43 206L48 205V207L46 208L44 206L45 208H43ZM18 206H20L21 208ZM68 206H70V207H68ZM33 207L35 208L34 209L35 212L34 211L30 212L33 209ZM49 207H52V208H49ZM88 208H89V210H88ZM103 208H104V210H103ZM23 209H26V212L24 211L25 215L24 214L22 215ZM28 209H29V211H28ZM53 209H55V210L53 211ZM67 209H68V211H67ZM72 209H73V211H72ZM81 209H82V212H81ZM84 209H86V210H84ZM20 210L22 213L20 212ZM41 210H42V212H40ZM112 210L113 211L115 210L114 214H116L118 212L117 209L113 208ZM190 210H192V209H190ZM194 210H196V209L193 208V211ZM43 211H45V214ZM49 211H50V213H49ZM55 211H57L58 214ZM102 211L104 212V214ZM64 212H66V213H64ZM97 212L99 213L100 216L96 215V214H98ZM31 213H33L34 215ZM46 213L47 214L49 213L48 215H49L50 219L48 218V216H46ZM62 213H63V215H62ZM65 214H66V216H64ZM30 215H31V217H30ZM54 215H56V216H54ZM74 215H75V218H74ZM38 216H39V218H38ZM104 216L106 219L103 218ZM19 217H20V219H19ZM25 217H27V218H25ZM61 217H65V218H61ZM51 218H52V220H51ZM103 219H105V220H103ZM109 219H110V221H109ZM40 221H41V224H40ZM111 222H112V224H111ZM260 223L264 226V222H260ZM195 224L196 225L193 228H195L197 226L195 229H196V232H198V233H196V235H195L194 234L195 229L193 230L194 232L192 234L194 235V239H193V235H191V236L189 235V237L183 236V239L186 240L184 243L186 245L189 244L188 245L189 248H188V246L186 248L188 249L189 252L191 251L190 253L188 252V254L191 256V257L189 256L190 262H185L186 264L187 263L188 264H200V263L201 264H222V263L228 264V262L230 264H231V262L233 264H237V263L244 264L243 263V260H244L243 256H244V253L246 251H247V256H248V260L250 261V264H257V263L262 264L264 262V260L262 259V256H259V251L256 252L257 254L254 252L255 251L254 245H251V246L249 244L247 245L246 242L249 240V238L247 236L246 237L243 236V239L245 241H243L242 239H234V238L232 240V238L229 237V239H228V237H226L228 235L230 236V233L225 236V235H220L219 234L220 232L216 231V233H217L216 237H213V236L211 237L208 234L204 235L205 236L204 237L203 233H200V228L198 227V226H200V224L199 225H197V223H195ZM109 225H111L113 227H111ZM116 225L118 226V229H117ZM30 226H31V228H30ZM42 226H44V227H42ZM3 227H5V228H3ZM39 227H42V229ZM44 229H46V231ZM98 230H100V231H98ZM93 234H94V236H93ZM198 234H199V236H198ZM204 234H206V233H204ZM201 236H202V238H201ZM221 236H223V237H221ZM22 237L24 239H22ZM254 237H255V235H252L251 240L254 241ZM263 237H264V235L261 236L259 240L258 239L256 240V245L261 246L260 244H262V245L264 244V240L262 239ZM37 238H39V239H37ZM165 238H164V242L166 243V241H167L168 250L174 254L175 253L178 254L180 252V248L177 247V241L173 240L172 242H170L172 238H169V239L168 238L165 239ZM195 238H197V241ZM224 238L227 240L226 243H225L226 240ZM257 238H258V234H257ZM17 239H19V240H17ZM36 239L40 240L39 241L40 244L37 243L38 241L36 242ZM208 239H210L209 241H211V242L214 241V243H216V244L219 243V245L217 247H220V246L225 247L227 252L224 253L222 248H219L217 250L218 253L214 254V255L212 253H209V252L204 253L205 251H202V254H201V250L198 254L199 256L196 253H194L196 250V246H199V244H197L198 241L199 242L201 241L203 243ZM24 240L25 241L27 240L28 243L27 242L25 243ZM209 241H207V242H209ZM239 241L241 242V244ZM90 242L92 243V245ZM23 243H25V244L23 245ZM236 243L238 245L240 244L241 248ZM242 243L244 244V246H242L243 245ZM136 244H135V246L138 247L139 244L138 243H136ZM3 245L5 247H3ZM10 245H13V246H10ZM19 245H21V247ZM132 245L134 246V244H132ZM190 245H192V246H190ZM227 245H229V248ZM24 246H26V247H24ZM201 246H203V245L201 244ZM130 247H132V246L130 245ZM234 247H236L235 250L233 249ZM209 248H211V247L209 246ZM262 248H263V246H262ZM209 254L210 255L212 254V255L210 256ZM250 254H252V255L254 254L256 257L253 256L254 258L252 259V255H250ZM212 256L213 257L215 256V257L213 258ZM219 256H221V257H219ZM223 258H224V260H223ZM260 258H261V260H260ZM119 259L121 260V262L119 261ZM220 259L222 260V262L220 261ZM191 261H193V262H191ZM177 262H178V264L179 263L184 264L183 261H181V260H179Z\"/></svg>","mask_w":264,"mask_h":264},{"label":"water","instance_id":"3","mask_svg":"<svg viewBox=\"0 0 264 264\" xmlns=\"http://www.w3.org/2000/svg\"><path fill=\"white\" fill-rule=\"evenodd\" d=\"M222 183L219 181L215 186L219 187Z\"/></svg>","mask_w":264,"mask_h":264}]
</instances>
